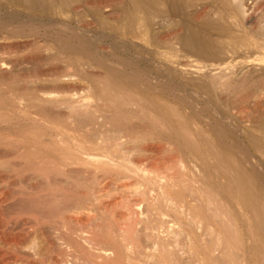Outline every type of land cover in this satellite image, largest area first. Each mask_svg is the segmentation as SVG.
Here are the masks:
<instances>
[{
	"label": "bare ground",
	"instance_id": "1",
	"mask_svg": "<svg viewBox=\"0 0 264 264\" xmlns=\"http://www.w3.org/2000/svg\"><path fill=\"white\" fill-rule=\"evenodd\" d=\"M136 1L140 3L142 0ZM252 1L238 0L236 9L240 12L244 11L252 5ZM111 2L115 3L114 0L97 1L98 5L102 7L100 8L104 14L108 13L110 8H112L110 6ZM142 2L144 9L149 7L148 2H145L148 3V5L145 4V7L144 1ZM135 5H137V8L138 3ZM262 5H264V0L253 1V6L256 9ZM152 7L154 6L152 5ZM255 8H252V10H255ZM262 8L261 10H264ZM149 10H151L150 7ZM112 11L109 14L113 13ZM147 14L143 12V15H130L128 17L127 22L130 29V32L129 30L128 32L131 35L139 36V34L147 31ZM158 24L163 25L164 22ZM167 27L169 28V26ZM162 29H165V27ZM162 29L159 31L161 32ZM163 32L161 33L163 34ZM172 32L171 34L173 35ZM166 35L163 37L161 35V37L165 39ZM261 36L259 37L261 39L257 40L256 44L258 47L264 48V34ZM195 45L197 49V44ZM197 52L195 50V53ZM110 70L109 78L113 75L115 78L116 76H121V79H125L123 76L126 73L123 72V69L119 70L117 67H112ZM92 74L96 76V80L98 79V82L96 81L98 84L95 83L97 85H80V83L75 82L76 80L74 81L69 77L62 79L56 76L58 74L55 73L58 78H54L49 85H41L42 87L33 86L34 88L29 93L30 99L25 103V106L34 109L39 120L46 122V124L48 123L50 128L54 130L55 135L52 134L53 137H48L50 138L47 141L49 143L42 142L40 145L38 141L39 148H23V146L17 147L16 145L17 148L13 147L0 152V168L17 178V180L8 183L13 186L2 191L0 196V264H216L215 257H213V246L217 245L224 248V246L242 245L244 237L241 233L242 231H240L241 227L233 219L234 217L230 215L228 207H225L227 202L221 196H216L218 193L215 194V191H213L214 188L211 186L213 184L210 183L209 174L205 173L204 166L197 167L198 164L195 162L197 157L193 155L195 160L192 155H187L184 158V154L179 155L178 151L174 149L176 144L171 146L172 144H167L168 141L166 140H162L166 143H161L160 138H155L153 137L154 135H151L152 132H147V129H145L147 125L143 124V119L142 121L137 119L139 113L134 112L144 109L141 107H143L145 99L137 95L138 97L134 96L136 100H133L135 99L134 97L132 99L133 93L129 91L116 92L113 90L115 89L114 83L111 84L109 82L112 77L111 79H108L107 76L103 78V73L100 75L98 72H93ZM7 75L3 76V73L2 75L0 74V79L5 80V78L9 77V74ZM235 77L219 75L218 79L213 78L206 85L203 84L207 89L210 88L209 90H219V94L227 91L231 97L234 96L232 99L235 96L243 99L244 95H248L249 92H245L243 96L241 93L238 95L244 77L242 75V80ZM157 82L160 83V81ZM245 84L247 83L244 82ZM130 93L131 95H129ZM213 94L215 93L213 92ZM221 96L219 97L221 98ZM222 98L225 99L224 96ZM226 98L229 99L228 97ZM141 99L144 100L143 105L141 104ZM193 100L195 101L196 99ZM206 100L208 99L206 98ZM179 101H177V104H179ZM230 103L232 104L233 101ZM206 104H209L208 101L205 106ZM126 105H133L136 108L133 107V110H129L130 108L128 109ZM144 107L147 108L148 106L145 105ZM206 107H209V105ZM206 107L204 111L208 109ZM147 110L148 112L144 109L145 114L147 113L146 115L143 114L144 116L150 113L149 109ZM195 113L197 114V112ZM238 113V116L241 117L240 112ZM206 114H209V112ZM217 114L221 115L220 113ZM150 116L148 118H150L152 124L158 123L157 117L152 114ZM207 117L205 115V118ZM244 118L246 119V116ZM208 120L210 119L207 118ZM161 121L159 120V125L165 126ZM225 122L224 124H227L228 121L226 120ZM232 123L234 124V122ZM205 124L204 122V126ZM208 124H206V127ZM212 124L210 125L211 128ZM220 124L214 126L219 131L223 127L221 121ZM181 125L178 130L176 129V132L173 131V134L175 132V135L181 136L180 140H177V145H199L196 142L198 140H196L195 132L186 126L181 127ZM194 128L198 129L196 126ZM199 129L201 131V128ZM144 130H146V133ZM206 132L203 133L204 135L202 134L204 138L205 136L206 138L208 137ZM225 132L222 129L220 133L223 134ZM37 133L40 134V131L37 132L35 130V134L38 137L39 134ZM173 134H170V136ZM216 134V137L219 136L218 133ZM202 135L200 136L202 137ZM41 137L39 136V138ZM210 138L212 139V137ZM217 138L220 140L219 137ZM43 139H47V137L44 138L43 136ZM181 139L183 142H180ZM219 140L218 142H220ZM152 142H155L154 145ZM202 142L199 145L201 148L206 146H203L206 142ZM207 142L216 145L213 140ZM220 143H223L222 139ZM195 147L198 148V146ZM217 147H215L213 152L219 148ZM164 148L167 149L163 153ZM218 150L220 151L221 149ZM138 151L150 153V155H147L148 158H145L147 162L143 159L146 164H142ZM189 151L187 154H190ZM219 153L217 152V156H220ZM244 155H246V152ZM241 156L243 157L242 152ZM221 157L224 158L223 155ZM215 163L217 164L216 161ZM252 166L250 165V168ZM222 167L225 177L230 176L227 179L225 178L227 186L229 189H232L230 185L236 189V204L243 209L245 204L250 203L251 214L253 218L255 217L252 226H255V229H259V219L256 216L257 209L252 206L254 203L251 202L258 195L255 196L256 187H258L256 185L258 184H255L257 178L254 179L257 176L256 172L258 171H255L257 168L249 171L252 174L245 172L238 160L234 164L223 161ZM207 169L209 171V167ZM254 171L256 173L255 176H253ZM133 179L135 180L132 181ZM0 180L5 181L4 177H0ZM7 221L9 226H7ZM260 225L262 224L260 223ZM199 249L203 253L202 259L200 258L201 255L199 257ZM223 253H221L222 256ZM223 260H218L217 264H224L227 261V259L225 262ZM229 262L228 260L226 263Z\"/></svg>",
	"mask_w": 264,
	"mask_h": 264
},
{
	"label": "rangeland",
	"instance_id": "2",
	"mask_svg": "<svg viewBox=\"0 0 264 264\" xmlns=\"http://www.w3.org/2000/svg\"><path fill=\"white\" fill-rule=\"evenodd\" d=\"M97 1L0 0V74L2 75L3 73V76H8L7 74H9L10 77L5 78V80L0 79V102H2L0 103V152L22 146L23 148H39L42 142L49 143L47 141L53 137L52 134L55 135L54 130L50 128L48 123L46 124V122L44 123V121L39 120L34 109L25 106V103L30 99L29 93L36 85L47 86L54 78L58 77L62 79L69 77L74 81L76 80L75 82L80 83V85H97L98 79L96 80V76L92 73L98 72L100 75L103 73V78L107 76L108 79H111L112 77L109 82L111 84L114 83V91H129L133 93L132 99L134 96L138 97L137 95H139L146 100L145 103L141 99L142 105L144 102L141 108H144L146 112L149 109V112L158 118V123H153L155 124L153 126L152 121L148 118L151 117V114L149 113L150 115L148 114V117L144 116V109L134 112L139 113L137 119L141 121L143 119V124L147 125V128H145L147 132H152L151 135H154L153 137L160 138L161 143H166L163 142L166 140L168 141L167 144H172L171 146H175L176 144L178 148L175 147L174 149L178 151L179 155L184 154V158L187 155H192L193 159L197 157L195 159L198 161L194 159L196 164H198L197 167L204 166L205 173L209 174V181L213 184L211 185L214 188L213 191H215V194L218 193L216 196H221L227 202V206L225 207H228L231 213L230 215L234 217L233 219L241 227L240 231H242L244 242L242 245H230L228 247L224 246V248L222 246L218 247L217 245L215 247L213 246L215 263L217 264L218 260L226 258L227 261H233L231 262L232 264H264V58H262L264 57V48L258 47L256 44V41L261 39L259 37H262L261 35L264 34L262 32L264 31L262 29L264 27V21H262L264 20V17H262L264 16L262 14L264 10H261L264 5L256 9V6H253V1H255L253 0L250 7L240 12L236 9L238 0H142L144 1V7L149 3L148 6L151 9L149 10V7H145L146 9L143 8L142 1H140V5L139 1L137 2L136 0H116L117 3L114 0L115 3H110L112 7L110 11L113 10V13L109 14V11L104 14L101 11L102 7L98 5ZM136 3H138V9L136 8ZM151 3H153L152 5L155 8L152 7ZM252 8H255V10L253 9V11ZM143 12L145 14L148 13L147 20L150 17L148 22L146 20L147 31L139 34V36L131 35L129 33L130 29L128 28V17L130 15L137 16L140 13L143 15ZM152 12H154L153 15ZM160 22H164V24H160V26L158 24ZM164 27L166 30L162 29ZM171 27H173L172 30H170ZM160 29L166 33L163 32L162 34V31H159ZM165 34L167 35L164 39L162 37ZM195 44H197V49ZM194 49L196 52H199L195 53ZM112 67H117L119 70L123 69L124 71H121L126 73L123 77L127 79L128 76V79H121V76H116L115 78L111 74L109 78V72L111 73L109 69ZM54 72L58 74L56 75L58 77L55 76ZM139 72L140 74H138ZM219 75L223 77L236 76L235 78L237 79H241L243 75L247 82L241 79L243 83L238 95L241 93L243 96L245 92L249 91L248 95L245 94L243 99H241L242 97L239 99L236 96L232 99L234 96L231 97L227 91L219 94V90H209L210 88L207 89L204 87L211 79H218ZM156 80L160 81V83ZM244 82L247 84L244 85ZM172 86L174 89L176 88L175 90L177 92ZM204 94L208 100H206ZM175 96L177 97L175 98ZM219 96L221 98L224 96L225 99H221ZM136 97L133 100H136ZM210 98L211 100L209 101ZM176 99L177 101L180 100L179 104H177ZM193 99L196 100L194 101ZM207 101L209 104H206V106L209 105V107L205 106ZM229 101H233V103L231 104ZM184 103L187 104L184 105ZM188 104L191 105L189 106ZM145 105L148 107H144ZM126 106L128 109L130 108L129 110L136 108L133 105H131L132 107L129 105ZM195 107L197 110H195ZM205 107L208 108L205 111H208L209 114H206L208 112L204 111ZM238 112H240L241 117L238 116ZM205 115L210 120L207 121ZM244 116H246V119ZM191 117L194 118L192 119ZM239 117L240 119H238ZM211 119L215 120L212 121ZM159 120H162L161 122L166 127L161 124L159 125ZM203 120L206 124L209 123L207 127L206 124L204 126ZM224 120H227V124L230 126L224 124L226 123ZM220 121L223 124L221 128L224 132L226 130L223 134L220 133L222 129L219 131L218 128L214 127L217 124L219 125ZM197 123L199 126L196 125ZM211 124L212 128L210 126ZM180 125L181 127L186 126L195 132L196 140L199 141H196L197 144L199 143L201 145L200 142L203 141L202 143L206 142L208 144L210 143V145L205 143L203 146H206L202 148L195 144H193L194 146L187 144L188 147L186 144H180L181 146L177 145V140L179 141L181 136H177V133L175 135V132L180 128ZM194 126L198 127V129L196 130ZM224 126L226 127L224 128ZM199 128H201V131ZM148 129L151 130L148 131ZM35 130L37 132L40 131L42 135L37 134L42 136L41 138L39 136L37 137ZM195 130L198 132L196 133ZM212 130L218 133L219 136L217 137L220 140ZM173 131H175L174 134ZM202 131L208 133L209 138H206V136L204 138L203 133L205 132ZM144 132L146 133V130ZM169 133L177 137L174 138L175 136H170ZM43 136L44 138L47 137V139H43ZM201 138L208 140L204 142ZM210 139L216 145L207 142L211 141ZM221 139L223 143H220ZM180 142H183L182 139ZM152 143L154 145L155 142ZM195 146H198V148ZM215 147L221 149L219 151L216 148L218 150L216 151L220 152L224 158L221 157L222 155L220 153V156H217V152H213ZM189 148L191 150L194 149L192 150L193 152ZM164 149L162 151L163 153L167 148ZM187 149L188 151L190 150V154H187ZM243 151L246 152L247 156L244 155L245 152L243 153ZM241 152L244 158L241 156ZM225 153L228 154L226 155ZM138 154L142 159V164H146L147 159L145 158H148L147 155H150V153L138 151ZM209 159L211 162L208 161ZM214 160L217 162V164L215 163L216 165L214 164ZM222 160L228 161L230 164H234L238 160L242 168H244V171L248 173H251L249 171L257 168V170L255 169V171H258L256 172L257 176H255V171L253 176H255L254 179L257 178L255 184H258L256 185L258 187H256L255 196L258 195L255 198L256 200L254 199L251 202L258 204H252V206L257 209L256 216L259 219H257L258 224H262L260 226L258 225L259 229H255V226H252L255 217L253 218L251 214L252 209L249 206L250 203L245 204L243 209L239 208L236 204L237 192H235V187L230 185L232 189H229L226 184L225 178L227 179L230 176L226 175L227 177H225V173L222 172ZM206 164H209V171ZM250 165L253 166L250 168ZM9 175L0 168V177H4L6 181L0 180V196L2 191L13 186L11 184L9 185V182L17 180L16 176ZM7 223V226H9L8 221ZM257 230L259 231L257 232ZM198 253L202 259L203 253L200 249ZM221 253H223V256ZM218 254L221 256L218 257ZM216 259L218 260L216 261ZM226 259L223 261L225 262ZM230 262L226 264H231Z\"/></svg>",
	"mask_w": 264,
	"mask_h": 264
}]
</instances>
